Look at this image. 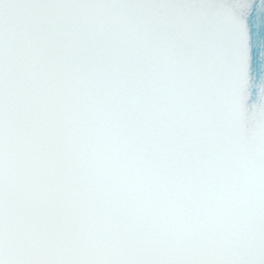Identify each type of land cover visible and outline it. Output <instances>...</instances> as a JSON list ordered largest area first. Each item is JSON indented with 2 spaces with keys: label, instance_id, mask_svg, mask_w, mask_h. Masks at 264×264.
<instances>
[{
  "label": "snow or ice",
  "instance_id": "1",
  "mask_svg": "<svg viewBox=\"0 0 264 264\" xmlns=\"http://www.w3.org/2000/svg\"><path fill=\"white\" fill-rule=\"evenodd\" d=\"M0 264H264V0H0Z\"/></svg>",
  "mask_w": 264,
  "mask_h": 264
}]
</instances>
